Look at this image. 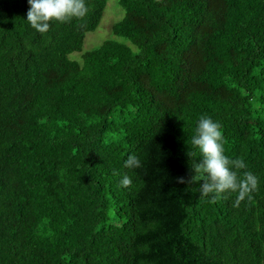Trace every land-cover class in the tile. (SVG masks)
<instances>
[{"label":"trees","instance_id":"16d2710c","mask_svg":"<svg viewBox=\"0 0 264 264\" xmlns=\"http://www.w3.org/2000/svg\"><path fill=\"white\" fill-rule=\"evenodd\" d=\"M85 3L39 33L0 0V264H264V0H119L83 52ZM204 115L258 177L239 205L192 181Z\"/></svg>","mask_w":264,"mask_h":264},{"label":"clouds","instance_id":"9594fccd","mask_svg":"<svg viewBox=\"0 0 264 264\" xmlns=\"http://www.w3.org/2000/svg\"><path fill=\"white\" fill-rule=\"evenodd\" d=\"M29 4L27 22L39 33L47 32L53 21L84 17L88 11L85 0H29ZM222 132L221 124L211 116L204 115L199 119L191 144L198 149L201 161L194 168L195 176L192 181H203L198 185L201 196L212 194L214 197L228 190L237 192L236 204L239 205L257 189L259 180L251 172L246 173L243 179L238 176L237 169H244L246 164L243 159L232 160L226 155ZM140 166L141 161L134 154L125 161L127 168ZM180 182L191 181L181 177ZM121 184L128 187L132 180L124 175Z\"/></svg>","mask_w":264,"mask_h":264},{"label":"rangeland","instance_id":"374dc122","mask_svg":"<svg viewBox=\"0 0 264 264\" xmlns=\"http://www.w3.org/2000/svg\"><path fill=\"white\" fill-rule=\"evenodd\" d=\"M125 15L124 9L120 6L119 0H108L103 19L94 32L87 35L84 44V51L100 46L104 40L113 38V25ZM73 58L81 60V53L73 54Z\"/></svg>","mask_w":264,"mask_h":264}]
</instances>
